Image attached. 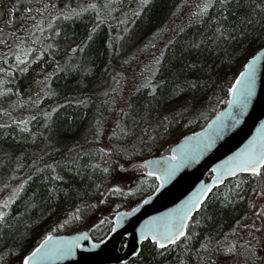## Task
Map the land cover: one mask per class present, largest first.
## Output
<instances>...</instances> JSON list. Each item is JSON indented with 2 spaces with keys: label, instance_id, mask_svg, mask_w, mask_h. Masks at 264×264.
Listing matches in <instances>:
<instances>
[{
  "label": "trees",
  "instance_id": "obj_1",
  "mask_svg": "<svg viewBox=\"0 0 264 264\" xmlns=\"http://www.w3.org/2000/svg\"><path fill=\"white\" fill-rule=\"evenodd\" d=\"M92 3L98 7L81 11ZM203 3L0 0V40L6 42L0 44V68L12 69L0 71V125H7L0 127V202L17 191L6 223H0V264H21L52 233L85 229L94 240L105 238L118 211L158 186L155 176L132 164L164 153L225 106L236 77L264 47V11L261 0H232L227 12L217 5L200 15ZM13 6V23L6 25ZM70 9L79 15L64 19L61 13ZM22 47L36 52L26 72L13 64ZM186 81L197 88H186ZM148 84L157 86L155 94ZM176 88H185L179 98ZM22 119L29 121L27 132L14 122ZM97 127L103 132L98 139ZM113 146L124 151L102 159L98 149ZM53 162L59 165L55 172L44 167ZM97 163L110 173L85 167ZM73 166L79 175L69 171ZM56 174L63 179L55 180ZM113 185L125 194L108 192ZM260 191L264 180L251 173L227 180L190 220V247L169 246L159 256L147 240L142 255L126 264H211L233 252L245 254ZM206 238L212 243L201 249ZM231 245L235 251L228 252Z\"/></svg>",
  "mask_w": 264,
  "mask_h": 264
},
{
  "label": "water",
  "instance_id": "obj_2",
  "mask_svg": "<svg viewBox=\"0 0 264 264\" xmlns=\"http://www.w3.org/2000/svg\"><path fill=\"white\" fill-rule=\"evenodd\" d=\"M253 57L256 59L252 94L246 101L241 95L242 85L236 84L237 79H245L240 76L243 69L231 86L236 92L230 89L225 106L204 127L184 135L164 153L132 164L131 167L145 165L143 168L148 174L155 171L159 177L169 168L174 167L175 171L164 180L163 186L155 176L158 186L154 192L134 207L115 214V232L111 230L101 240H94L87 230L49 234L32 250L46 245L33 264H126L136 256L133 253H140L142 244L147 241L142 239V232L146 231L149 221L153 222L149 227L162 233L178 223L176 217L201 188L213 185V191L227 180L247 174L238 171L232 175L230 169L236 163L234 158L246 150L264 147V47L246 65L252 64ZM217 178L219 182L214 183ZM199 210L191 213L185 222L187 228ZM117 214H120L119 222ZM49 236L51 240L47 239Z\"/></svg>",
  "mask_w": 264,
  "mask_h": 264
},
{
  "label": "snow or ice",
  "instance_id": "obj_3",
  "mask_svg": "<svg viewBox=\"0 0 264 264\" xmlns=\"http://www.w3.org/2000/svg\"><path fill=\"white\" fill-rule=\"evenodd\" d=\"M149 2V0H142V4H147ZM232 3V0H204V3L201 5H198V9H199V14L200 15H204L208 12V10L210 8H213L217 5H219L220 8H222L224 11H228L229 10V5ZM98 7L97 4L92 3L89 4L87 6V8H82L81 11H87L88 9H96ZM258 7L264 11V0H261V4L258 5ZM27 11H31V9H26ZM15 11V6H13L12 9L8 10V15H9V19L7 21H5L6 25H11L13 23V19L11 18V13ZM2 14V13H0ZM62 17L64 19H71L73 16L79 15V13H77L74 9H70L68 12L65 13H61ZM55 18V17H54ZM99 18V17H98ZM248 23L250 24L251 21H248ZM2 29H0V33H2ZM96 29L93 28L92 32L95 33ZM125 31H127V29H125ZM221 35H223V33H221ZM241 36L245 35V33L243 31H241L240 33ZM93 37L92 35H89L87 37L88 40H91ZM6 42L4 40H0V44H5ZM109 45H111V41H109ZM17 47H19V45H17ZM80 51H83V47H80L79 49ZM73 52L77 51V48H73L72 49ZM9 54L12 55L14 53H11V51H9ZM15 55V59L18 61V63L14 66L15 68H17L20 72H26L27 66H26V61L28 59V55L27 52L23 53V59L21 54H14ZM41 55H43V53H41ZM255 57H253V61L252 64L250 65H246L244 68V71L240 73V76L242 78H245L243 81L241 79H237L236 84L237 85H242L241 87V95L245 98V101L247 100L248 97L251 96L252 94V88H251V81L252 78L254 77V64H255ZM156 64L160 63V60L157 59L155 61ZM24 65V66H21ZM11 68H0V71H3L7 74H11ZM55 73L49 74L48 77H46L47 79H50L52 75H54ZM148 87L151 88L152 93L155 94L157 91V86L155 84H148ZM185 87L186 88H190V89H196L197 88V83L196 82H192V81H186L185 82ZM7 91H11V89H7ZM185 91V88H176L175 92H176V96L177 98L180 97V94L183 93ZM231 91L233 93L236 92V88L234 87L233 89H231ZM45 95H50L51 93L49 92H45ZM78 103H84V101H77ZM57 107H60L59 105ZM5 113L7 114L6 110H4ZM53 112L56 111V109H52ZM123 111V110H121ZM43 115L47 118H51V113L50 112H45L43 113ZM31 119H35V117H31ZM166 119V117H165ZM17 125L23 126V131H29L28 128V123L29 121L27 119H22L19 121H14ZM97 125H100V121H97ZM0 127H7V125H0ZM116 128L119 129L120 133L123 134H127L125 132V129L120 125L117 124ZM102 128L101 127H97V131L95 133L97 139L99 138L100 135H102ZM113 136L117 135L116 132L112 133ZM78 147V146H77ZM70 152L72 151L71 149L69 150ZM82 151V150H81ZM123 149H117L114 146L113 147H104V148H100L98 149V152L101 154V157L103 159L104 155H109L111 156L112 154H119L120 152H123ZM236 160L235 165L230 169V172L232 175H236V173L238 171H244L247 173H251L252 177H258L261 180H264V147H261L259 150L254 149V148H250L248 150H246L244 153H242L239 157L234 158ZM70 164L74 165V162L71 160L67 161ZM104 164H107V161L104 160L103 161ZM150 163V162H148ZM58 163L53 162L51 164H46L44 167L48 168V169H52L53 172H55L56 167H58ZM119 168L123 169L124 165L123 164H118L117 165ZM145 165H138L137 167L139 168H143ZM85 167H91L94 170L95 169H101V171L103 173H110V168L108 166H104L101 167V164L97 163V164H89V165H85ZM69 171H75L77 175H79V169L76 166L70 167ZM175 171V168H169L163 177H159L157 176V173L155 171H151L149 172V175L151 176H157L158 179L161 180V186H163V182L164 180L168 179L173 172ZM54 179L59 181L62 180L63 177L60 176L59 174H56L54 176ZM218 178L216 180H214V183H218ZM99 187V186H97ZM240 185L237 184V188H239ZM213 185H207L203 188L200 189V191L189 201L186 203V205L182 208V210L180 211V213L178 214V216L176 217L178 223L176 224H172L170 225L168 228L165 229L164 232H158L153 230L151 227H149L153 222L149 221L147 223L146 227V231L142 232V239L144 240H150L151 243H153L156 248L154 249L153 254L154 255H159V256H163L164 252L168 250L169 246L172 247H179V245L184 244V245H188L190 247L189 242L192 239V234L189 231H186L187 229V224L185 223L191 216V213L193 211L202 209V207L204 206L202 204V202H206L207 200H209L211 197L209 195V193L212 191ZM159 189H157L158 191ZM131 191V190H130ZM108 192L113 193V194H120V195H124L125 193L123 192V189H121L119 187V185H113V187L108 189ZM253 192H256V189H253ZM17 195V191H13L12 195L9 196L6 200L0 202V223H6V217L8 216V212L5 211L6 209H9L10 205L13 203L14 198ZM257 195L259 197H261V199H264V191H260L259 193H257ZM240 199H243V197H238ZM77 212H79V209L76 210ZM133 212L136 211L135 208L132 209ZM124 215H128V213H125ZM254 215H256L257 217L264 215V208H260V211L258 213H254ZM119 216L120 214H117V222H119ZM209 219H211V217H209ZM246 226V225H245ZM254 227V225H253ZM112 231L115 232L116 229L115 227L112 228ZM48 240H51V236H49L47 238ZM207 239V243H202L200 245L201 249H207L209 247V245L212 243V240L210 238H206ZM93 246H96L95 244ZM46 247V245H41L39 248H36L34 251H32L30 254L22 256L21 258V264H33L34 260H36L40 255L42 250ZM249 247H251V245H249ZM219 250V249H217ZM226 250L228 252H233L235 251V246L231 245L228 246L226 248ZM68 251H71V247H69ZM185 252L188 251V247H186L184 249ZM136 256H140L142 255V253H133ZM253 255L255 254L254 252L252 253ZM3 257L0 256V260H2Z\"/></svg>",
  "mask_w": 264,
  "mask_h": 264
},
{
  "label": "rangeland",
  "instance_id": "obj_4",
  "mask_svg": "<svg viewBox=\"0 0 264 264\" xmlns=\"http://www.w3.org/2000/svg\"><path fill=\"white\" fill-rule=\"evenodd\" d=\"M24 52H27L28 55L27 61L33 55L36 54V52L29 49V47L20 48V51L16 54H21L23 59ZM17 63L18 61L14 58L13 59L14 66ZM132 173L136 174V170H134ZM260 208H264V199H261V197L258 196L255 202V211L258 210L257 211L258 213L260 211ZM79 230H84V229H79ZM247 238L249 241L247 244L248 251L245 254L242 255L240 252H233L229 254V256L226 258L222 257L219 260L212 261L211 264H264V215L259 217L255 215V217L252 218L249 225ZM249 245H251V247H249ZM253 252L255 253L254 255L252 254Z\"/></svg>",
  "mask_w": 264,
  "mask_h": 264
}]
</instances>
